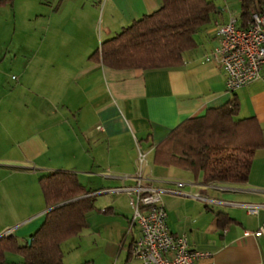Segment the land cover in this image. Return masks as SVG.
<instances>
[{
	"label": "crops",
	"instance_id": "0c3cea01",
	"mask_svg": "<svg viewBox=\"0 0 264 264\" xmlns=\"http://www.w3.org/2000/svg\"><path fill=\"white\" fill-rule=\"evenodd\" d=\"M209 1L217 11L195 34L196 47L183 55L181 66L113 70L89 56L158 10L161 0H24L20 15L31 22V43L21 54L29 60L16 95L0 98V236L12 231L25 245L48 211L37 191L39 178L72 172L94 192L97 210L87 216L85 229L61 244L63 264H78L79 252L90 247L108 261L140 264L130 257L140 233L130 226L128 197L108 192L134 185L137 143L148 152L144 179L184 193L162 197L171 233L186 237L192 250L210 253L214 264H264V234L253 235L264 229V207L251 216L235 206L264 205V146L256 151L245 184L207 183L201 174L194 178L153 163L156 145L175 127L233 97L240 103L237 119L254 117L264 135V66L258 81L228 93L221 68L204 60L217 44L211 32L216 23L234 19L241 27L239 1ZM224 215L234 222L223 224L218 218ZM7 255L15 254H6L4 264H23L21 256L8 263Z\"/></svg>",
	"mask_w": 264,
	"mask_h": 264
},
{
	"label": "trees",
	"instance_id": "16d2710c",
	"mask_svg": "<svg viewBox=\"0 0 264 264\" xmlns=\"http://www.w3.org/2000/svg\"><path fill=\"white\" fill-rule=\"evenodd\" d=\"M240 23L246 28L253 14L264 13V0H238ZM13 0H0V9ZM217 11L209 0H161V7L101 43L88 60L113 70H155L178 67L183 55L196 47L195 34L211 22ZM238 98L209 109L197 118L183 121L156 145L153 163L165 168L202 175L207 183L245 184L264 135L254 117L237 119ZM45 207L41 226L21 246L12 236L0 238V264L6 254L22 257L23 264H63L61 244L87 226V216L96 211L93 191L86 189L75 173L55 171L38 180ZM223 224L234 220L226 215ZM29 241V240H28Z\"/></svg>",
	"mask_w": 264,
	"mask_h": 264
},
{
	"label": "built area",
	"instance_id": "2783aa9c",
	"mask_svg": "<svg viewBox=\"0 0 264 264\" xmlns=\"http://www.w3.org/2000/svg\"><path fill=\"white\" fill-rule=\"evenodd\" d=\"M211 32L216 36V46L205 55L204 60L218 65L225 76V89L234 93L258 81L264 66V16L253 14L246 28L239 27L236 20L216 23ZM137 171L133 186L119 187L108 192L124 194L132 210L130 226L139 228V237L133 242L130 257L140 264H214L208 252L192 250L184 236H176L167 226V212L162 204L166 194L184 195L178 188H166L149 184L143 177L148 152L136 143ZM205 202L209 199L196 196ZM215 202V201H212ZM251 216L258 215L261 204H235ZM12 231L0 236H8ZM264 234L260 228L253 235ZM246 235H250L247 232Z\"/></svg>",
	"mask_w": 264,
	"mask_h": 264
},
{
	"label": "rangeland",
	"instance_id": "374dc122",
	"mask_svg": "<svg viewBox=\"0 0 264 264\" xmlns=\"http://www.w3.org/2000/svg\"><path fill=\"white\" fill-rule=\"evenodd\" d=\"M22 7H24V0H16L14 7L5 6L0 9V98L6 95L13 97L16 95L14 91L19 81L20 72L29 60L28 54H21V51L29 48V43H31L28 34L31 31V22L27 21V17L20 15ZM90 147L94 150L93 145H90ZM37 191L38 194H41L39 187ZM104 192L107 191H102L101 193ZM40 198L42 200V197ZM109 198V195L103 196V200L109 201ZM98 252L100 251L97 248L92 247L82 249L79 252L78 262L75 263H84L96 258V264H125L122 258L116 260L115 257H112V260L108 261L107 257H98ZM13 258L21 259L18 255H7V262L10 263ZM75 258L76 254H73L69 257V260ZM131 264L138 263L134 261Z\"/></svg>",
	"mask_w": 264,
	"mask_h": 264
},
{
	"label": "water",
	"instance_id": "95a60500",
	"mask_svg": "<svg viewBox=\"0 0 264 264\" xmlns=\"http://www.w3.org/2000/svg\"><path fill=\"white\" fill-rule=\"evenodd\" d=\"M30 243H31V241L29 240V241H28V244H30Z\"/></svg>",
	"mask_w": 264,
	"mask_h": 264
}]
</instances>
